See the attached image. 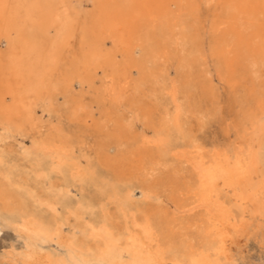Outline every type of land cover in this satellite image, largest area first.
I'll list each match as a JSON object with an SVG mask.
<instances>
[{"label": "bare ground", "instance_id": "1", "mask_svg": "<svg viewBox=\"0 0 264 264\" xmlns=\"http://www.w3.org/2000/svg\"><path fill=\"white\" fill-rule=\"evenodd\" d=\"M0 224L2 264H264V0H0Z\"/></svg>", "mask_w": 264, "mask_h": 264}, {"label": "rangeland", "instance_id": "2", "mask_svg": "<svg viewBox=\"0 0 264 264\" xmlns=\"http://www.w3.org/2000/svg\"><path fill=\"white\" fill-rule=\"evenodd\" d=\"M226 97H228V89L224 87L223 92H222ZM225 112V116L227 117L229 114V105L225 108L224 110ZM222 119H224L219 115L217 116L213 122H211L207 129L205 131H207V134L210 137H216L218 134H220L221 131V121ZM15 243L17 246H21L22 245V240L17 236V233L8 226H1L0 224V264H2V254L4 252V250L6 248H9L11 244ZM254 247L256 249H254ZM250 252L249 254L251 255V257H253V259H257L260 260L264 258V252H262V250H260V248L257 246H255L253 243L251 244V246H249ZM253 248V249H252ZM256 250V251H254ZM254 251V252H253ZM256 252V253H255ZM255 255H254V254ZM258 256V257H257ZM262 256V257H261ZM260 257V258H259ZM264 260V259H263ZM3 264H8L7 262L3 263Z\"/></svg>", "mask_w": 264, "mask_h": 264}]
</instances>
